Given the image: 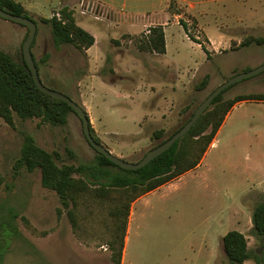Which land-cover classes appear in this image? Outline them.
<instances>
[{
  "label": "rangeland",
  "instance_id": "1",
  "mask_svg": "<svg viewBox=\"0 0 264 264\" xmlns=\"http://www.w3.org/2000/svg\"><path fill=\"white\" fill-rule=\"evenodd\" d=\"M61 1L37 0L42 12L47 15ZM188 2L195 4L196 8L189 10L183 0H115V10L120 11L126 5L127 12L137 15L141 21L143 17L154 19L155 14L166 4L171 23H178L184 32V25H187L191 37L199 38L206 48L212 49L196 20L198 17L206 32L215 39L216 48L212 52L208 49L211 56L206 65L197 60L201 70L194 76L195 80L190 84L187 94L180 95L172 108L158 118L152 127L146 125L148 119L158 112L152 108L153 101L143 108L139 107L136 94L127 90V84L123 83L96 89L94 112L97 117L101 113L104 117L101 123L104 133L98 139L108 151L116 149L115 154L122 153L124 157L120 159L128 163H138L155 148L159 143L153 139L155 131L163 129L165 138L170 136L218 86L264 65L263 46H238V41L241 43L249 36L264 37V0ZM87 7L88 3L81 9L77 5L74 12L79 15L78 12ZM61 9V6L58 7L54 13L61 12ZM32 17L36 18L41 30L44 25L40 22L41 18ZM82 17L91 27L101 25L95 20L96 15ZM105 18L107 16L104 21ZM23 29L27 31L22 25L0 17V48L14 58L21 56ZM182 29L173 26L167 31L168 35L175 37V43L171 45V56H176L177 51L195 55L194 59L202 55L200 51L197 54L194 52ZM220 35L233 36L234 39L218 38ZM141 36L145 35L142 33L137 37ZM34 41L32 53L41 71L44 48L38 44V38ZM62 51L69 57L68 66L64 61L54 62L50 70L54 82L42 80L49 89L82 105L77 80L83 67L81 61L86 60H83V56H77L79 52L71 45ZM212 55L217 56L213 58ZM77 58L78 61L73 63ZM183 68L180 69L183 71ZM207 76L208 86L198 91L197 86ZM250 94H264V72L234 84L223 97L229 100L238 95ZM103 99L112 108L109 116L100 107ZM261 102L245 101L236 104L203 168L168 184L138 207L129 232L125 264H231L222 240L233 230H239L247 237L251 251L258 255L263 253V238L256 237L253 232V216L256 207L264 202V195L244 198L245 194L260 190L264 182V102ZM186 106L190 110L184 113ZM145 113L150 118L144 120L142 128L134 125L133 121ZM26 135L32 136L40 148L58 154L57 163L60 166L90 167L97 157L85 138L81 119L75 114L69 115L65 126H53L40 119L21 120L16 116L15 126L12 127L0 118V173L4 178V184L0 187V216L10 211L19 213L21 217L18 225L23 235L6 256L5 264H115L117 252L125 247L128 229L126 206H129L130 201H115L113 196L97 197L87 193L79 198L73 210L74 224L58 195L43 187L41 171L29 172L25 168H18ZM254 163L258 168L255 169ZM196 175H208L210 179L218 180L221 186L220 198L215 199L214 215L207 222V215L213 210L208 206L203 227L194 223L200 219V194H185L195 192L198 188ZM207 201L206 198V204ZM125 202L128 205L124 206ZM218 206L220 229L212 224L213 216L218 214ZM118 210L120 213H117ZM22 217L27 218L29 225L23 222ZM202 232L205 234L204 244L200 239ZM214 247L219 252L218 256L208 258L207 250ZM192 248L195 254L191 253ZM196 254L201 256L196 258ZM244 264L259 263L252 258Z\"/></svg>",
  "mask_w": 264,
  "mask_h": 264
},
{
  "label": "trees",
  "instance_id": "2",
  "mask_svg": "<svg viewBox=\"0 0 264 264\" xmlns=\"http://www.w3.org/2000/svg\"><path fill=\"white\" fill-rule=\"evenodd\" d=\"M0 9L16 16L31 19L36 24L38 23L26 11L24 6L15 0H0ZM60 13L62 20L52 17L51 19H40V22L50 26L56 46L71 45L85 54L86 50L94 46L95 38L77 24L73 11L63 8ZM22 26L27 28L24 25ZM184 27L190 40L200 44L209 58L211 54L204 46V43L195 37H191L187 25H184ZM28 35L29 29L27 28L26 36L21 45L20 58H14L0 48V118L12 127L15 126L16 116L21 120L40 119L43 123L53 126H65L69 115L77 114L67 103L47 95L37 88L23 54V44ZM135 42L142 51L160 55L166 53L165 33L162 27L156 26L151 30L149 37L141 36ZM34 43L35 41L33 45ZM240 46L242 48L251 46L264 47V37L249 36L241 42ZM34 61L40 79L44 84L40 67L35 57ZM47 61L48 58L44 60V62ZM208 82L209 77L207 76L197 86V90L206 89ZM227 90L215 99L210 109L200 117L185 137L177 141L171 149L137 171H128L115 165L104 155L98 153L90 144L97 153L96 161L92 166L75 167L74 165L66 164L60 166L57 163L58 154L49 153L40 148L30 135H26L24 138V146L17 166L18 168H25L29 172L41 171L43 187L58 195L64 210L68 212V216L74 224H76V221L73 210L78 205L79 198L87 193H93L97 197L113 196L115 201L124 202L129 200V206H126L128 202H125L124 205L127 207L128 217L130 203L196 169L200 165L227 115L236 104L245 101L264 102V94L238 95L233 99L225 100L223 95ZM75 103L85 110L83 105L78 102ZM189 110L190 107L186 106L183 111L186 113ZM194 112L195 110L177 130L166 138L163 129L155 131L153 139L159 142L155 148L165 143L183 127L192 118ZM88 119L90 120L89 116ZM90 128L96 142L101 144L95 135L91 121ZM3 184L4 178L0 173V187ZM97 185L99 187H95ZM103 192L107 194H102ZM112 192L116 194H111ZM117 213H120V210ZM20 217L19 213L13 211H10L7 215L0 216V264H5L6 256L12 250L15 242L23 238L18 225ZM22 220L29 225L27 218L22 217ZM253 223L255 236L263 238L264 241V202L256 207ZM222 242L231 264H244L252 258H255L259 264H264V242L261 255L250 250L247 237L237 230L228 232L223 237ZM116 255L115 264H121L122 251H118Z\"/></svg>",
  "mask_w": 264,
  "mask_h": 264
},
{
  "label": "crops",
  "instance_id": "3",
  "mask_svg": "<svg viewBox=\"0 0 264 264\" xmlns=\"http://www.w3.org/2000/svg\"><path fill=\"white\" fill-rule=\"evenodd\" d=\"M15 1L21 3L31 16L40 17L41 19H51L53 13L60 6L62 8H67L73 11V15L77 24L95 38L94 46L86 50L85 54L77 50L79 52L77 56H83V60H86L81 61L83 67H81L78 73L77 87L79 88L80 92L79 100L82 101L81 103L84 106L88 116L90 117L92 128L94 129L95 134L98 138L104 133L101 124L104 117L102 116L103 113L100 114V117H97L94 112L93 99L97 88H109L110 85H114L115 83H123L127 84V87H125L127 90L132 91L136 94L139 107L143 108L147 105V103L153 101L154 103L152 108L158 111L156 113V116H151L150 118L145 113L144 115L142 114L133 121L134 125H138V127L142 128V126L144 125V120L150 118L148 119V123L146 126L152 127L153 125H155L158 118L163 117L165 112L172 108L176 99L180 95L187 94V90L189 89L190 84H192L195 80L194 76H197L201 70V65L197 60H200L201 63L205 65L208 62V57L203 51L202 46L191 41L178 23L175 24L170 22V13L168 12L169 7L166 6V4L163 9L160 10V12L155 14L154 19L148 20V17H143L144 20L141 21L142 19L138 18L137 15L127 12L128 7L126 5L124 6V8H121L120 11L115 10V0H62L59 3L58 7L54 8L48 15L42 12L40 3H38L37 0ZM183 1L187 3L189 10H194L196 8V5L188 2V0ZM85 3H88V7L90 5H93V11H88L87 15L95 16L98 14V16H100L102 20H97L95 18L94 19L99 21L101 25H98L97 27H91L86 24L85 20H83L82 16L87 15H83L82 12H78L79 15H77L76 12H74L77 5L81 9ZM105 16H107V19L105 18L106 20L104 21ZM34 19L36 20V18ZM196 20L198 21L199 26L207 37L209 45L212 48L207 49H209L210 52L216 50L214 42L215 39L212 38L208 34V32H206L205 27L202 26L198 17H196ZM156 23L158 24L157 26L163 28L165 33L166 53L163 55L142 51L135 42V40L138 38L137 36L142 33L145 35V31L147 30V28L155 25ZM173 26H178L179 28H181L185 34V38L191 44V48L194 50V52L197 54L198 51H200L202 55L200 54L194 59L195 55H186L181 51H177L176 56H171V45H174L175 37L172 34L168 35L167 31ZM113 31H117V33L114 34ZM22 32L23 42L27 31L26 29H23ZM37 38L39 40L38 44L44 48V51L42 53L43 57L41 59V77L44 81L48 80L50 82H54V79L52 78L50 73V70H52L53 67L52 64L56 61H64L66 67L69 64V57L66 56L62 51L63 48H65L67 45L56 46L51 28L46 24H44L43 28L41 27V30H39L37 23L36 40ZM218 38H226V40L230 41L234 39L233 36L227 35H220L218 36ZM239 44H241L240 41H238V46ZM212 56L214 58L217 55ZM46 58H48V61L44 62ZM78 59L79 58L72 62L76 63ZM182 64H184V66H181ZM180 68H183V71ZM192 74L193 76L191 77ZM109 76L110 78L107 79V77ZM148 88H150L151 90H148ZM100 107L105 110L103 111L104 114H111L112 108L107 106L106 99H103ZM230 115L231 113L227 115L222 127L220 128L216 138L205 154L200 165L196 169L169 182L168 184H171L181 179L182 177L189 176L190 174L198 172L203 168V166L207 162L210 150L213 148V146H215L216 139L224 129V126ZM115 150L116 149L111 150L113 155H116V157L119 158L124 157L122 153L115 154ZM253 166H256V164L254 163ZM256 168H258V166H256L255 169ZM195 180L197 182L198 188L195 190V192L190 191L185 194L189 196H192L193 194L197 196L198 194H200V197L202 199L200 203V219H197L196 222L194 221V223H196L197 225L200 224L201 227H203L206 223L205 211L208 210V206H211V210H213L212 213H208L207 222H209L211 220V216L214 215L213 213L215 208V199L220 198L221 186L218 180H215L214 178L210 179L208 175H196ZM168 184L137 198L131 203L128 216V229L125 238V247L122 250L121 264H125L126 261L129 232L136 217L138 207L146 203L147 199L160 192L162 188L167 186ZM259 189L260 190L252 192L250 195L245 194L244 198L249 196L259 197L262 196V194L264 195V182L260 185ZM206 198L208 199L207 204L205 202ZM217 211L218 214L216 217L213 216L212 224H216L218 229H220L221 217L219 206ZM219 238L220 235H218V239ZM191 239L194 240V237H192ZM200 239L204 244L205 234L203 232ZM207 251L209 254L208 258L214 257L219 253L217 252V249L215 247ZM191 253L195 254L193 248L191 249ZM198 256L201 255L196 254V258H198ZM189 259L191 260V258Z\"/></svg>",
  "mask_w": 264,
  "mask_h": 264
},
{
  "label": "water",
  "instance_id": "4",
  "mask_svg": "<svg viewBox=\"0 0 264 264\" xmlns=\"http://www.w3.org/2000/svg\"><path fill=\"white\" fill-rule=\"evenodd\" d=\"M89 12L93 11V5H90L88 8ZM0 17L9 21H12L14 23L24 25L29 29V35L26 39V41L23 44V54L24 59L33 75L34 81L36 83L37 88L42 91L43 93L50 95L54 98L60 99L63 102L67 103L69 106L73 108L75 113L80 117L82 123H83V131L85 138L89 142V144L100 154L104 155L107 159H109L112 163L115 165L121 167L122 169L128 170V171H137L139 169H142L146 165H148L151 161L168 151L173 147V145L185 137L191 129L194 127V125L198 122L200 117L210 109L215 99L221 95L225 90L233 86L234 84L248 79L255 77L261 73L264 72V65L261 67L245 73L238 76H235L234 78L230 79L229 81L225 82L224 84L218 86L213 92L210 93V95L198 106L196 111L194 112L192 118L183 126L181 127L171 138H169L165 143L157 146L156 148L150 150L141 161L138 163L132 164L128 163L116 156H114L110 151H108L106 148H104L101 144L96 142L94 137L91 133L90 128V120L88 119V115L86 111L77 103H75L73 100H71L68 96L54 91L52 89L47 88L41 81L38 69L36 67L33 53H32V45L37 35V24L28 18L22 17V16H16L13 14H10L2 9H0Z\"/></svg>",
  "mask_w": 264,
  "mask_h": 264
},
{
  "label": "built area",
  "instance_id": "5",
  "mask_svg": "<svg viewBox=\"0 0 264 264\" xmlns=\"http://www.w3.org/2000/svg\"><path fill=\"white\" fill-rule=\"evenodd\" d=\"M88 8H89V7H87V9H85V10L82 11V14H83V15H86V14L88 13ZM52 16L55 17V18H57L58 20H62V15H61L60 12H56V13H54ZM96 19H97V20H100V19H101L100 16H98V14L96 15ZM155 27H156V26H151V27L147 28V30L145 31V37H149V36L151 35V30H152L153 28H155ZM188 37H189V36H188ZM189 39H190V38H189ZM197 39L199 40V38H197Z\"/></svg>",
  "mask_w": 264,
  "mask_h": 264
}]
</instances>
